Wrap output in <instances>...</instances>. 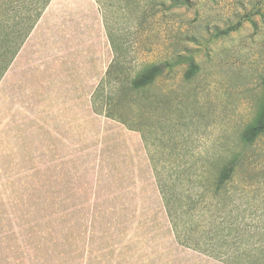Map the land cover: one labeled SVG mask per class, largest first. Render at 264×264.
I'll return each mask as SVG.
<instances>
[{"label":"rangeland","instance_id":"1","mask_svg":"<svg viewBox=\"0 0 264 264\" xmlns=\"http://www.w3.org/2000/svg\"><path fill=\"white\" fill-rule=\"evenodd\" d=\"M171 3L51 0L16 43L0 77V264L264 260V136L242 140L264 122V0ZM150 65L163 74L131 89Z\"/></svg>","mask_w":264,"mask_h":264},{"label":"trees","instance_id":"2","mask_svg":"<svg viewBox=\"0 0 264 264\" xmlns=\"http://www.w3.org/2000/svg\"><path fill=\"white\" fill-rule=\"evenodd\" d=\"M50 1L51 0H0V16H8L10 9L15 12V15L6 17L5 20L1 19L3 23L1 24L2 26H0V52H2L0 54V64L3 65L0 67V77L9 65L12 57L15 55L16 49H18L16 43H18V41L19 44L20 42L22 43V41L27 37L40 17V14ZM171 2V8H178L183 5V0H171ZM8 25H14L17 31L8 32ZM234 30L235 27L228 28L217 33V36H225ZM8 44L12 46L9 48H12L13 51H10L12 49L6 48ZM162 74L163 68L160 65L147 66L132 81H130L131 89H145L151 86ZM260 114L261 113H259V116L255 119V121L247 126L244 131L242 140L247 145L252 144L260 136H264V122L259 121ZM235 162L232 161L227 163L217 172L213 188V192L215 194H225V188L231 182L232 175L235 171L237 164ZM249 257L252 260L258 259L255 255ZM257 261L246 264H264V260L259 262Z\"/></svg>","mask_w":264,"mask_h":264}]
</instances>
